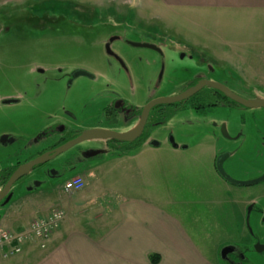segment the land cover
<instances>
[{"label": "rangeland", "instance_id": "1", "mask_svg": "<svg viewBox=\"0 0 264 264\" xmlns=\"http://www.w3.org/2000/svg\"><path fill=\"white\" fill-rule=\"evenodd\" d=\"M91 1H103L104 6L95 7ZM118 1L0 0V98L18 100L0 103V169L16 160L33 159L43 146L38 143L42 131L52 129L53 124L67 129L93 125L114 98L137 107L144 104L160 71L159 56L150 48L127 46L124 39L173 47L174 51L166 53L155 95L172 93L197 73L189 55L211 53L233 64L246 78L248 90H255L256 98L264 97V13L171 11L157 0H125L119 12L114 8ZM109 39L114 40L113 50L129 55L131 81L116 64L105 67L106 59L113 63L102 48ZM77 65L92 66L98 78H79L67 87L64 75ZM36 67L47 69L45 74L52 78L35 72ZM58 67L61 73H56ZM83 113L92 115V121L78 118ZM255 113L263 112L256 109ZM233 116L222 117L235 123L239 116ZM135 123L118 129L131 131ZM166 134L172 135L177 148L166 141ZM149 137L160 146L142 145L138 149L142 152L133 158L106 160L116 155L113 151L91 158L92 173L78 172L88 184L98 185L89 198L105 209L123 200L141 199L175 219L208 260L228 264L235 256L227 254L225 260L222 249L245 245L242 258L247 260L243 264H264V251L254 249V239L232 231L241 219L236 215L243 210V204L237 202L245 201L242 192L254 195L261 187H232L216 174L212 164L216 141L225 142L212 125L181 112ZM252 141H243L241 150L248 152ZM258 147L264 150L263 143ZM50 166H45V172L42 168L30 170L12 186V198L0 202L2 229L15 230L14 221H28L30 211L67 199L61 183L44 193L34 192L46 184L44 176L49 175ZM71 176L74 173L68 171L53 178ZM239 224L243 227L242 221ZM255 225L261 229L259 243L264 246V226L255 222L253 228Z\"/></svg>", "mask_w": 264, "mask_h": 264}, {"label": "flooded vegetation", "instance_id": "2", "mask_svg": "<svg viewBox=\"0 0 264 264\" xmlns=\"http://www.w3.org/2000/svg\"><path fill=\"white\" fill-rule=\"evenodd\" d=\"M117 39L118 37L115 40ZM113 42L114 40L111 41L109 39L102 45L105 55L113 60V63H111V61H107L106 59L104 62L105 67L111 68V64H116L122 69L123 72H125L126 75H130L131 81L132 70L130 69L131 64L128 61L129 55L113 50ZM124 42V44L127 46L135 47L130 44V40L128 41L124 39ZM156 47L159 50H153L156 51L159 56L161 70V68L163 67L164 69L166 65V53L174 50L173 47L169 45ZM180 57H183V54H181ZM189 59L193 63V67H195V72L197 73L183 80L177 86L178 88L172 93L163 95L153 94L161 84V79H159V71L155 83L152 85V95L148 97L142 106L137 107L129 104L123 98H114L108 105L101 109L100 116L93 123V125L81 129H67L65 126H61L63 124H53L52 129H44V131H42L41 137L43 138V141L41 140L38 143L40 145L43 144V146L34 152L33 155L35 156L33 158L47 151L53 150L63 143L75 138L83 130L104 128L118 132H126V130L118 129V126L123 124L126 125L131 121H136L133 127L134 129L140 120L142 108L147 102L157 97L173 96L183 93L201 80L217 83L228 89L231 93L243 99H256L254 96L256 93L255 90H248L246 78L241 76L239 70L235 68L233 64L230 65L227 60L211 53H198L195 57L193 55H189ZM91 67L92 66L87 65H77L70 72L66 73L64 76L67 87H71L75 81H79V78L95 81L98 78V75L94 72V70L91 69ZM46 70L47 69L42 67L35 68V72L42 76L44 75V78H52L48 74H45ZM80 70L86 71L91 76H74V74ZM55 71L56 73H61L62 69L58 67L55 69ZM80 86L83 87V84H80ZM262 98L264 99V97ZM6 99L0 98V103L9 105L18 101L16 99L15 102H5ZM256 109H262V115H256ZM181 112L191 113L193 117L201 119L204 118L207 120V122L212 125L213 129L217 131L219 138L225 142L218 144L216 141V149L214 150L212 160L214 171L224 183L231 185L232 187H245L246 189L250 187H255V189H257L259 186L261 187L259 193L254 195L248 191L242 192L245 198L243 199L245 201H238L241 203V205L243 204V210L241 213L238 212L236 215L241 217L242 220H238L237 225L232 229V231L239 236L245 234L248 238L254 239V242L256 243L260 239L259 235L261 232L259 230L261 229L258 230L256 225L254 227L256 229H254L252 225L257 222L260 227L264 226V179L261 180L262 177H264V150L258 147L259 143L264 144V107H245L231 99L219 88L210 86L208 84L204 85L198 92L192 94L185 100L170 104H159L152 107L148 113V117L141 134L133 142L112 141V139L109 138H91L82 142L81 144L73 146L70 150L57 155L55 158L33 167L31 170L35 168H42L41 170L45 172V166L51 164L50 169L48 170L49 175H43L46 179V184L35 189L34 192L38 193V191H40L44 193L48 189L51 190L52 187L58 185V183L62 184L65 179L60 180L57 179V177L53 178L54 174L56 176H60L61 174L67 173L68 171L74 174L87 171L90 168V160L95 155L106 154L110 153L111 151H113L112 153L116 155H120L129 149L130 152H135L144 143L150 144L154 138H150L149 135L153 133L154 130L164 126L171 118ZM235 113H237L239 116H237V122L235 123H231L229 120L222 117L225 116L234 118L233 115H235ZM78 118L86 121L88 120L90 122L92 121V115L89 113H83L81 116H78ZM151 127L153 128L151 129ZM144 134L147 135L146 139L140 146L136 145L134 142ZM208 135L213 137V134ZM165 138L169 144H172L177 148V146L173 144V137L171 134H166ZM247 139L253 140L251 149L248 152H243V150H241V143ZM160 144L161 143L158 141L156 146L159 147ZM94 153L97 154L92 155ZM30 159H26L22 162L20 160H16L13 164H9L8 166L1 168L0 171L4 169L12 173L20 164L25 163ZM1 178L4 179V175H2ZM7 179L5 180L4 184L6 183ZM3 185H0V188H2ZM11 198L12 194L10 199ZM3 200L4 199H2L0 202H3ZM239 221H242L243 227L239 224ZM236 247L239 250L235 251L232 255L230 254L231 256H235V258L232 257L231 262L229 263H237L235 261H238L239 258L244 255L246 246L242 245L241 247ZM246 260L247 259L243 258L241 263L243 264L246 262ZM237 264H240V262Z\"/></svg>", "mask_w": 264, "mask_h": 264}, {"label": "crops", "instance_id": "3", "mask_svg": "<svg viewBox=\"0 0 264 264\" xmlns=\"http://www.w3.org/2000/svg\"><path fill=\"white\" fill-rule=\"evenodd\" d=\"M157 1L171 11L264 13V0ZM89 3L95 7L104 6L103 1ZM125 3V0H119L114 8L122 12ZM146 145L144 143L141 148ZM140 151L122 156L109 155L106 160L133 158V154ZM88 170V174H91V167ZM74 176L84 179V186L80 190L66 192L67 199L59 204L30 211L32 214L28 216V221H14L15 230H24L33 218L47 216L52 208H61L65 217L44 241V246L41 247L36 240L28 241L20 254L7 258L0 256V264H152L150 254L159 256L156 264H216L196 249L175 219L153 205L141 199H132L120 201L113 208L105 209L100 203H95V199L89 198L98 185L88 184L84 174L76 173Z\"/></svg>", "mask_w": 264, "mask_h": 264}, {"label": "water", "instance_id": "4", "mask_svg": "<svg viewBox=\"0 0 264 264\" xmlns=\"http://www.w3.org/2000/svg\"><path fill=\"white\" fill-rule=\"evenodd\" d=\"M111 41L113 39H110ZM130 44L135 46V47H145V48H150V49H156L159 50L155 45L148 44V43H141V42H133L130 41ZM163 73V67L160 70L159 73V79H161ZM80 75H88L91 76L89 73H87L84 70H80L77 73L74 74V76H80ZM210 85L213 87L219 88L221 91H223L227 96H229L231 99L236 101L237 103L248 107V108H258V107H264V99L263 98H256L255 100H246L243 99L233 93H231L228 89L224 88L223 86L213 83V82H207V81H198L194 86L188 88L186 91L183 93L173 95V96H161L154 98L147 102L141 111L140 115V120L137 124V126L132 129L131 131H126V132H118L110 129H104V128H94V129H87L83 130L78 136L75 138L63 143L62 145L54 148L53 150L47 151L31 160H28L25 163L20 164L9 176L7 179L6 183L3 185L2 188H0V201L2 199L3 203H7L11 197L10 189L12 185L17 182L21 177H23L26 173H28L33 167L43 164L53 158H55L57 155H60L62 153H65L66 151L70 150L73 146L77 144H81L82 142L89 140L91 138H109L115 141H120V142H133L142 132L144 124L146 122V119L148 117V113L151 110L152 107L159 105V104H170V103H176L182 100H185L192 94L198 92L204 85ZM16 99H6L5 102H15ZM102 136V137H101ZM151 145H157L158 141L152 140L150 142ZM97 153H94L92 155H95ZM264 177H262L261 180H263ZM251 183V182H248ZM245 183V184H248ZM243 184V183H242ZM254 249L257 252L264 251V246H262L259 241H257L254 245ZM237 247L234 245L232 246H225L222 249V258L225 259V256L229 253H233L237 251ZM226 260V259H225Z\"/></svg>", "mask_w": 264, "mask_h": 264}, {"label": "built area", "instance_id": "5", "mask_svg": "<svg viewBox=\"0 0 264 264\" xmlns=\"http://www.w3.org/2000/svg\"><path fill=\"white\" fill-rule=\"evenodd\" d=\"M84 186L82 177L74 176L66 180L63 189L67 193L80 190ZM64 218V211L55 207L47 216H37L33 218L28 228L24 230H7L0 227V256L7 258L21 253L25 242L37 240L44 246L51 232Z\"/></svg>", "mask_w": 264, "mask_h": 264}, {"label": "trees", "instance_id": "6", "mask_svg": "<svg viewBox=\"0 0 264 264\" xmlns=\"http://www.w3.org/2000/svg\"><path fill=\"white\" fill-rule=\"evenodd\" d=\"M146 134H144L142 137H140L138 140H136L134 143L136 144V145H138V146H140L142 143H143V141L146 139ZM112 141H115V140H112ZM130 152V149L128 150V151H126V152H124L123 154H120L119 156H122V155H126V154H128ZM5 171V172H4ZM10 174H11V172L9 171H6V170H1L0 171V185H3L4 184V182H5V180L10 176ZM2 175H4V179L3 178H1L2 177ZM230 254H233V253H229L228 254V256L230 255ZM149 260H150V262L152 263V264H156L157 262H158V260H159V256L157 255V254H150L149 255ZM238 260V259H237ZM240 260V261H239ZM239 260L238 261H235V262H240V264H242L241 263V260H243V258L242 257H240L239 258ZM233 262V261H232ZM235 262H233V263H235ZM237 263H235V264H237ZM228 264H232V263H228Z\"/></svg>", "mask_w": 264, "mask_h": 264}]
</instances>
